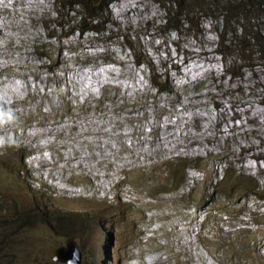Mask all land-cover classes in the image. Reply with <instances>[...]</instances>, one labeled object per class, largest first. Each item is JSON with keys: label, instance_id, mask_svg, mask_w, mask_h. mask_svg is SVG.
<instances>
[{"label": "rangeland", "instance_id": "374dc122", "mask_svg": "<svg viewBox=\"0 0 264 264\" xmlns=\"http://www.w3.org/2000/svg\"><path fill=\"white\" fill-rule=\"evenodd\" d=\"M13 1L8 0L10 12L0 13L8 21L0 31L20 37L6 42L10 56L4 60L15 66L0 68V94H5L13 110L8 118L10 126L4 128L0 123V264H67L55 260L54 252L73 244L81 253L80 264H264V199L226 198L220 207L230 215L229 226L223 222L218 229L214 215L202 223L208 211L203 201L205 188L225 168L231 172L227 181L232 188L242 183V178L236 176L247 173L264 190V122L255 126L245 115L239 120L237 114L228 120L259 128L241 135V141L245 136L254 139L253 147H246L242 141L232 151L231 140L222 139L216 148L195 153L153 158L155 154L150 152V161L143 164L123 162L118 156L111 159L105 143L103 150L96 145V139L102 136L97 130L104 120H110V114L112 121L120 120L113 131H132V136L124 139L128 149L138 146L143 137L140 128L154 138L151 124L155 121L153 126H157L171 111L181 108L178 101L183 92L171 84L166 73L168 70L177 77V69L171 62L165 66L160 62L168 56L164 49L167 45L176 53L173 38L180 35L190 41L203 34L212 35L215 41L211 49H219L215 54L228 79L244 72L247 80L253 81L257 80L253 71L260 72L262 83L251 88L245 85L242 91L221 90V98L230 108L233 99L247 102L248 93L255 88L257 94L250 99L262 109L264 120V57L257 53L256 46L244 51L249 39L240 35L234 22L226 26L219 17L223 6L232 0H133L138 13L157 15L159 10L161 17L122 25L115 20L118 0H113L107 6L109 15L106 13L102 19V23L106 19L104 26H98L103 27L101 34L89 32L79 23L82 32L76 30L74 17L83 10L74 7L71 11L67 6L70 0H25L16 6L23 8L18 11L13 10ZM178 1L180 7L174 4ZM172 16L169 25L165 19ZM64 22L71 24L62 28L59 23ZM247 27L250 29L249 23ZM203 28L209 31L203 33ZM124 33L135 52L121 42L119 36ZM132 53L141 60L148 59L153 68L136 65ZM225 56L226 60L222 59ZM203 62L205 68L207 60ZM151 80L167 89L153 86ZM134 84L147 86L149 92L138 86V92H134ZM121 87L127 98L122 89L118 90ZM191 88L199 92L204 86L195 83ZM159 95L162 99L168 97L161 101ZM214 105L210 103L213 109ZM82 125L89 129H82ZM28 132L34 135L27 137ZM204 140L208 145L213 139ZM107 142L119 156L128 154L117 140L108 138ZM106 152L108 158L103 157ZM84 156L89 164L86 169L74 161ZM185 157L194 165L197 163L191 159L201 158V173L185 171ZM57 173L63 180L54 179ZM173 173L186 180L180 188L170 187ZM98 178L109 183L104 186ZM190 186L193 188L189 192ZM241 215L249 223L251 234L257 228L263 232L254 239L247 233V239L235 246L223 237L232 228L242 226ZM63 220L68 229L62 228Z\"/></svg>", "mask_w": 264, "mask_h": 264}, {"label": "bare ground", "instance_id": "6f19581e", "mask_svg": "<svg viewBox=\"0 0 264 264\" xmlns=\"http://www.w3.org/2000/svg\"><path fill=\"white\" fill-rule=\"evenodd\" d=\"M24 1L25 0H14L13 10L15 11L22 10L23 8L18 9L16 8V6H18V4L22 5ZM132 1L133 0H118V3L115 5V10L118 14L115 20L119 25L139 24L142 21L150 22L152 20H158L161 17L159 10H158L157 15H155V12L151 13V15L149 16H147L144 13H138L136 10L137 7H134L132 5ZM2 12H10V8L8 7V0H0V13ZM7 24H8L7 18L0 15V26H6ZM213 24L215 28L216 24L215 23ZM206 30L209 31L208 28H203V33L206 32ZM0 33L2 37L4 38V42L0 43V68H7L9 66L13 67L15 65H11L8 61L4 60V58H7L8 56H10V53L6 50V42L9 40L16 41L20 39V37L10 36L3 30H1ZM173 39L177 45L176 53L173 54L171 51L172 49L169 50L167 47L168 45H167L164 49L168 53V56L167 58H161L160 62L163 64L162 66H165L166 63L168 62H171L173 68L177 69V74H178L177 77L170 75L168 70L166 71V73L169 74L171 84L175 85V87L177 86L178 87L177 89L183 92V94L181 95V98L178 101L180 103L181 108L180 109L175 108L173 111H171L169 115L165 116L164 119H161V123H159L157 126H153L155 121L153 124H151L152 128L156 132V135L154 138H149L148 133H146V131H143L144 129L142 130V128L139 127L140 128L139 132L143 134V137L139 141L138 146L135 145L132 148H128V149L126 145H124V139L125 138L127 139L129 137V134L130 133L132 134V131H129L126 129L118 131V132L113 131L114 124L115 123L118 124L120 120L116 118L117 120L112 121L111 120L112 115L110 114L111 117L110 115L108 118L106 117L107 119H110V120L106 122L104 120L103 124L97 131L101 132L102 136L107 137V139L110 138V139L117 140L119 142L120 148L125 149L126 150L125 152H128L126 156H119L118 152L113 148V145L108 146L107 139L105 141L102 140V136L99 140L95 138L96 143H97L96 144L97 148L101 150L107 148V151L111 154V159L113 158L112 156H118L119 160L123 162L132 160L140 164L141 163L143 164L148 160L150 161L152 154H155L153 158H156V157H171L176 153L178 154L195 153L201 149L216 148L220 144V140L222 139H226L228 141L231 140V150L232 151L236 149L235 148L236 146H241L242 141L246 143V147L247 146L253 147L255 145L253 142L254 139L249 138L247 136L245 137L242 136V138L243 137L244 138L241 141V135L243 133L244 134L247 133L249 130L254 132V130H258L259 128L249 127L247 124H245L244 121L241 123H237V122L230 123L231 120L230 122L228 120L232 119V115L233 117H235L237 114V117L239 120H241L244 117L242 115H245V118L251 122L253 121L255 126L256 125L259 126L260 123L262 124L264 122V120L261 119V117H263L262 109L254 105L252 103L253 101L250 99L251 97L252 98L255 97V95L257 94V90L254 88L251 92L248 93L249 98L247 99V102L245 103L239 102V100L237 99L231 100L229 104L230 108H227V106L224 104V100L221 98L223 94L221 93V90L226 89L227 91L233 92V91H236V89H239L242 91L245 85L248 86L249 88H251L252 86L255 87L256 85H259L260 83L263 82L260 72L253 71V73H255V78H257V80L254 79L253 81L252 79L247 80L248 77L244 75V72L241 73L238 77L232 76L230 79H228L225 76V73L221 72L220 66H219L220 60L215 54L219 49H216V50L211 49L212 42L215 41V38L212 35H209L208 33L205 35L203 34L199 36L198 38H195L194 41H190V38L186 39L185 37H183V35H180ZM159 49H160V45L157 44L155 47V50L158 51ZM226 57L227 56L222 57V59L226 60ZM202 59L207 60V66L205 68H204V62ZM109 73L112 74L111 71H109ZM245 73H248V72H245ZM0 79H2L1 75H0ZM195 83L202 84L204 86V89L203 90L201 89V91L198 90L199 92L192 91L191 86L192 84H195ZM14 86L15 85H13V87ZM137 86L139 87V89L143 87L146 91L149 90L147 86L143 85L142 87H140L139 85H135V84L131 87V89L134 92H138V90L136 89ZM102 87L104 88V86ZM126 88H129V86H126ZM121 89L123 90L122 87L119 88L118 90L122 92ZM2 94H0V123L4 128H7L10 126L9 117L13 113V110L11 108L12 103L6 101L5 94L4 93ZM122 95L124 98L128 97V95H126L125 93V90H123ZM158 97L160 98V99L158 98L159 100L163 101L164 99H167L168 96L164 97L163 99L161 98L160 95ZM236 102H238L240 105H243L244 107L237 105L238 103L236 104ZM210 103L215 104L214 109L211 108ZM231 110L235 112V115L234 113L231 114ZM243 110H244V113H243ZM255 119L258 120V123H255L254 121ZM238 125H239V128H238ZM83 128H85L86 130V129H89V126L84 125L83 127L82 125V129ZM94 130L96 131V129ZM29 132L26 133L27 137L34 135ZM204 139H213V140L209 142L208 145H206V143L204 142L205 141ZM7 140L11 141V137L7 136ZM102 143H105L104 144L105 148L104 147L102 148ZM114 147H117V146H114ZM150 152H152V154ZM103 157L108 158L107 152L104 154ZM82 158H83L82 160L81 158H78V159H75L74 161L76 162V165H78L80 168L86 169L89 166V164L86 163L87 162L86 156ZM41 160L46 161L44 159H41ZM68 162L71 163V161H68ZM99 173H97V177L101 176ZM101 173H103V171ZM54 179L63 180V177L61 173L60 175L57 173ZM98 179L102 181V184L104 186H107V184L109 183V180L107 181L105 179H100V178ZM79 190H80V195L82 196L84 193L83 191H81L82 189H79Z\"/></svg>", "mask_w": 264, "mask_h": 264}, {"label": "trees", "instance_id": "16d2710c", "mask_svg": "<svg viewBox=\"0 0 264 264\" xmlns=\"http://www.w3.org/2000/svg\"><path fill=\"white\" fill-rule=\"evenodd\" d=\"M112 1L113 0H73V1L70 0L67 6L71 9V11H75L74 7H81L83 10L78 16L74 17V19L76 20H74L73 22H75L76 30H78L79 32H82L80 30L82 28L79 27L78 25L79 23L85 26V30L89 32H95L97 34L99 33L101 34L103 31V27H98V26L102 23V19L104 18V15L106 13H108L109 15L110 12L107 6ZM174 4L176 5V7H180V1L174 2ZM64 7H66V5H64ZM219 17L225 23L226 26L230 22H234L236 26H238V28L240 29V35L244 39L246 38L249 39L247 40L248 46L247 48H244V51H252V46H256L258 47L257 53H260L261 57H264V24L262 25V23H264L262 22L264 19V0H232L228 4L223 6L222 13L219 15ZM173 18L174 16L170 17L169 20L165 19L167 24H169ZM105 20L102 23L103 26H104ZM108 22L111 23L109 20ZM248 23L250 24V29L252 30H250L247 27ZM70 24H71L70 22L59 23V25L62 28L69 27ZM72 26L74 27V25ZM254 28L255 29L260 28V29L253 32ZM171 29H177V28L176 26H172ZM72 30L73 28H70V31ZM119 37H121L120 38L121 42H123L125 46L129 50H131V52L136 51V50L133 51L134 47L128 41L125 33L120 35ZM132 56L135 60L134 61L135 64L141 65L145 63L143 60L137 57L135 53H133ZM151 83L153 86L160 88L161 90L167 89V87H160L162 83L157 82L156 80H151ZM263 106H264V103H263ZM191 160L195 161L197 164L196 165L192 164L191 161H189L188 158L185 157L184 162H187L185 171L188 168H196L198 169V171H201V167L199 166V163H198V161H200L201 158L196 157V158H192ZM228 170L229 168L227 167L223 170V173L217 175V177L213 179H210L209 186L205 188L206 191H205V196L203 197V201H205L207 205L206 209H208V211H205L206 216L204 217V220L202 222L203 224L206 222V220L209 218L210 215H214L215 217H217L218 227L219 226L221 227L220 224L223 222H224L223 223L224 226L225 225L229 226V222L227 221V219L228 217L229 219H231L230 215H228V212L225 208L220 207V202L226 198H232V197L239 196L245 199L246 197L249 198L250 196H252L258 200L264 199V190L260 189V186L256 178H254L250 174H247V173L238 174L236 177L242 178V183L240 187L235 188V189L232 188V186L229 185V181H227L228 176L231 173V172H228ZM165 173L170 174V172H165ZM171 176H173V178L170 179L171 184H172L170 187L180 188L186 181L184 178L182 179V175L177 176L175 173H173ZM174 177H176V179H174ZM185 178H186V175H185ZM202 179L203 181H205L206 177L205 179L204 178ZM168 183L170 182L168 181ZM214 204L216 205V207H213ZM241 217H242V220L240 221L242 222V226L238 227V230H235L232 228V230L228 231L227 234L223 237V239L228 240V242H230L231 244H234L235 246H238L244 241L245 235H247V233L249 234L248 236L253 235V239L259 235L258 232L255 234H251L249 232L250 227H248V222L244 219V215H241ZM73 221L74 220L72 219L67 222H73ZM26 223L27 222L23 224H26ZM63 223L64 225H62V228L68 229L69 226L66 225V222L64 221ZM234 231H237L235 235H231L233 234ZM248 236H246L245 239H247ZM253 239L249 242H252ZM204 244H205V247H207L206 243ZM244 246L246 245H243L242 247Z\"/></svg>", "mask_w": 264, "mask_h": 264}, {"label": "water", "instance_id": "95a60500", "mask_svg": "<svg viewBox=\"0 0 264 264\" xmlns=\"http://www.w3.org/2000/svg\"><path fill=\"white\" fill-rule=\"evenodd\" d=\"M54 255L55 260L65 262L67 264H80L81 262V253L75 244L68 248L56 250Z\"/></svg>", "mask_w": 264, "mask_h": 264}, {"label": "clouds", "instance_id": "9594fccd", "mask_svg": "<svg viewBox=\"0 0 264 264\" xmlns=\"http://www.w3.org/2000/svg\"><path fill=\"white\" fill-rule=\"evenodd\" d=\"M132 54H133V53H132ZM136 56L139 57L138 54H136ZM142 60L145 62V63H143V65H146V66L148 67V69L153 68V67H152V62H149L148 59L143 58ZM134 61H135V60H134ZM134 63H135V62H134ZM136 65H138V64H136ZM141 65H142V64H141ZM188 169H194V170L198 171V169H196V168H188ZM188 169H187V170H188ZM198 172L201 173V171H198ZM197 181H198V180H197ZM191 188H193V186H190V188H189V192L191 191ZM194 207H195V206H194ZM202 215H203V214L199 215V216H198V219H199V217L202 216ZM193 218L195 219V217H193ZM196 219H197V217H196ZM196 219H195V220H196ZM248 224H249V223H248ZM220 225L222 226V223H221ZM218 229H220V228L218 227ZM257 232L260 234V232H263V231H261L260 228H257V230L253 231V234H255V233H257ZM258 236H259V235H258ZM258 236H257V237H258ZM263 236H264V232H263ZM263 236H261V237H263ZM253 244H254V243H253Z\"/></svg>", "mask_w": 264, "mask_h": 264}]
</instances>
